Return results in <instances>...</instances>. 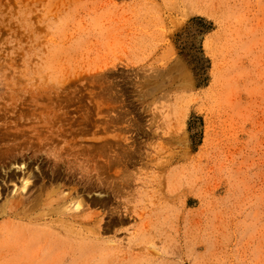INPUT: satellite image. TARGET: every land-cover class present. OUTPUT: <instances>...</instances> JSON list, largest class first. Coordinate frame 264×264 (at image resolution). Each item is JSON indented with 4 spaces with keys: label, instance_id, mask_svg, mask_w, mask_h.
I'll list each match as a JSON object with an SVG mask.
<instances>
[{
    "label": "rangeland",
    "instance_id": "obj_1",
    "mask_svg": "<svg viewBox=\"0 0 264 264\" xmlns=\"http://www.w3.org/2000/svg\"><path fill=\"white\" fill-rule=\"evenodd\" d=\"M11 145L0 203L40 196L0 264H264V0H0ZM53 186L82 232L37 219Z\"/></svg>",
    "mask_w": 264,
    "mask_h": 264
},
{
    "label": "bare ground",
    "instance_id": "obj_2",
    "mask_svg": "<svg viewBox=\"0 0 264 264\" xmlns=\"http://www.w3.org/2000/svg\"><path fill=\"white\" fill-rule=\"evenodd\" d=\"M2 144H3V141H2ZM17 150H18V148H15V146H12V145L7 146V147L5 146V147L0 149V172H1V170H3V171H5V173H7V177L5 176V179L2 181H10V180L12 181L14 179V173L9 172L6 169V167L11 168L13 166V164H16V162L19 160V158H18L19 156L17 157V155H16ZM119 161L123 162L122 158H119ZM20 167H22V163H21ZM0 176H1V174H0ZM0 180H1V177H0ZM27 180L28 179L26 178V181ZM131 180H132L131 176L128 175V173L126 171H123L122 175L118 176V181H119L118 182V190H116L115 192L123 193L124 189L127 186H129ZM26 181L24 182V184H22L23 188H25V186H26ZM105 184H107V183L105 182ZM107 188H109V187H107ZM14 189H12V190H14V193L12 192V195L10 197L6 198L4 202L0 203V217L8 216V217H19V218H27V217L33 218V212L29 211V208L35 206L34 203L37 200V198H39L40 195L36 196L35 199H30L29 195H26V192H28L29 190H26V192H25V191L21 190V188H20L18 190V193H17L16 192L17 189L16 188H14ZM95 190H97L100 195L104 194V196H100V198H99L100 200H98V199L95 200V203L100 202L103 205H107L108 199L106 197V193H103L102 185L100 183L97 182V184H95ZM80 195L81 194H80L78 188H76V187L73 189V191H69L66 194H61L60 191L53 186L51 188V190L49 192H47V194H46V199H45L46 202H44L45 207L50 208L51 207L50 205H52L54 203V201L58 200V198L61 201H59V203H57V205L54 206V208L52 210L47 209L45 212L40 214V217L37 219L44 218V215L48 214V213H59L60 216L58 219L61 221V223L57 224V227L60 228V230H63V229L66 231L70 230V231H75V233L82 232V230H80L78 228L79 224L82 222L84 223V221L90 222L89 217H86L84 215V213L81 211V209L73 211V212H68V209H67V208L72 207L70 203L73 201L77 203L76 207H78L81 204L83 199H79V200L77 199ZM48 202H49V204H48ZM112 210H113V208H112ZM113 211H115V210H113ZM117 212H119V210H117ZM8 219L9 218H7V220H4V221L6 223H9ZM63 223H65V224H63ZM74 244L76 246H79L81 243L75 241ZM83 246H84V244H83ZM88 246H89V244H88Z\"/></svg>",
    "mask_w": 264,
    "mask_h": 264
}]
</instances>
